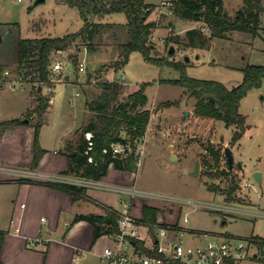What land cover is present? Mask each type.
<instances>
[{
  "label": "rangeland",
  "instance_id": "rangeland-1",
  "mask_svg": "<svg viewBox=\"0 0 264 264\" xmlns=\"http://www.w3.org/2000/svg\"><path fill=\"white\" fill-rule=\"evenodd\" d=\"M35 1L0 0V68L7 73L16 67L12 36L55 37L78 31L83 26L79 10L63 0H45L39 4ZM143 1L149 6L148 20L156 24L151 36L156 46L153 55L185 63L188 76L218 81L231 89L242 81L243 71L248 65L264 66V0L261 3L259 35L233 31L227 37L212 38L203 47H184L173 41L178 36L184 38L187 30L201 27V22L175 16L171 6L162 5L166 0ZM222 1L230 16L244 5V0ZM91 20L101 24L92 50L85 54L84 45H81V51L72 47L54 52L52 56L53 62L63 60L75 64L83 59L87 63V73L63 69L60 78L51 75L49 83L32 84L34 93L39 86H45L44 91L47 88L53 90L45 94L53 101L49 102V113L46 111L44 114L47 122L40 131L43 145L58 147L65 138L71 139L79 134L76 127L88 116L86 100L98 91L100 83L118 81L126 94L146 84L147 106L153 118L150 119L146 139L144 136L136 151L140 155L137 164L140 187L158 197L180 202L179 222L169 225L181 224L198 231L206 240L213 235L248 240L252 242L248 255L236 264H264V245L253 240L254 236L264 239V80L261 87L251 89L241 100L239 112L246 117L247 129L241 139L232 142L235 126L197 114L196 98L184 87L167 81L180 78L181 70L149 62L139 51L131 52L121 69L114 68L119 58L118 45L130 40L125 13H110ZM203 30L209 35L207 28L203 27ZM171 46L175 50L173 54L169 53ZM75 53L77 57H74ZM16 70V76L22 79ZM92 79L97 83L91 82ZM3 92L6 100L3 109L6 112L0 113L5 118L19 115L18 111L27 102L26 89L6 87ZM37 104L35 96V106L25 115L27 124L32 126L39 120L34 112ZM185 111L189 112L187 116ZM155 130L158 131L156 136ZM226 147L234 152L231 169L225 155ZM172 148H175L177 158L172 156ZM211 150L219 152V159L216 160ZM196 162L200 163V172L192 175L190 172ZM237 162L242 165L238 166ZM257 170L263 173L261 184L253 177ZM230 185L236 187L233 198L227 200L226 191ZM83 199L102 211L111 208L89 196ZM6 204L0 195L1 208ZM185 215L188 223L184 222Z\"/></svg>",
  "mask_w": 264,
  "mask_h": 264
},
{
  "label": "trees",
  "instance_id": "trees-1",
  "mask_svg": "<svg viewBox=\"0 0 264 264\" xmlns=\"http://www.w3.org/2000/svg\"><path fill=\"white\" fill-rule=\"evenodd\" d=\"M63 1L79 10L84 22L83 26L78 31L62 36L21 38L16 71L23 80L40 84L51 82L50 66L53 63L54 52L69 50L73 46L78 48L81 45H85L89 52L95 47V39L101 28L100 23L92 22L91 19L123 12L127 16L130 40L118 45L119 58L114 68L121 69L128 61L130 53L139 51L149 62L181 70L180 78L167 81L184 87L187 93L196 98L197 114L223 120L227 125L235 126L232 142L242 138L246 130V117L239 112L240 102L251 89L261 87L264 80V66L248 65L243 71L242 81L231 89L218 81L194 78L186 74L185 63L153 55L156 46L151 36L156 24L148 20L149 6L143 0ZM261 3L262 0H244L243 7L234 16H230L225 11L222 0H172L171 10L175 16L202 24L201 27L187 30L184 38L178 36L173 41L184 47H203L207 46L212 38L227 37L233 31L257 36L261 30ZM203 27L209 30V35L204 32ZM34 96L38 102L34 112L37 113L39 120L34 125L31 168L38 166L46 152L40 143V131L44 123V114L50 106V96L42 94L38 88ZM148 101L146 84L126 94L123 85L118 81L100 83L98 91L93 92L91 98L85 103L93 116L87 125L80 129L78 139L75 142H67L62 149V153L68 159V168L63 173L99 180L107 174L110 165L119 170L137 172L139 158L136 152L137 147L144 138L151 119ZM21 124L26 123L20 119L0 123L3 127ZM87 132L92 133L91 146L85 135ZM116 145H121L123 151L115 153ZM211 152L216 160L219 159V152L215 150ZM47 184L70 193L73 200L83 199L87 195L85 187L67 183L48 182ZM235 187L233 185L228 187L227 200L233 198ZM157 211V208L153 206H144L143 222L149 224L152 235L155 234L152 224L158 223ZM118 218L116 209L105 208L103 213L76 214L71 224L80 220L91 223L94 227V241H96L103 235L114 236L120 233ZM3 237L4 233L0 232V243ZM253 240L259 242L261 246L264 245V239L254 236ZM135 243L144 249V241L135 240ZM0 264H3L1 259Z\"/></svg>",
  "mask_w": 264,
  "mask_h": 264
},
{
  "label": "crops",
  "instance_id": "crops-1",
  "mask_svg": "<svg viewBox=\"0 0 264 264\" xmlns=\"http://www.w3.org/2000/svg\"><path fill=\"white\" fill-rule=\"evenodd\" d=\"M20 39L19 35L12 36L16 67L9 68V73L0 68V112H6L3 109L6 101L3 91L6 87L12 90L16 86L26 89L27 102L17 116L5 118L0 113V123L12 119L23 121L26 113L35 106L33 83L18 78L15 72L19 62ZM69 69L73 72L71 67ZM44 87H38L42 94L48 91H44ZM85 109L88 116L76 127L77 132L93 116L86 104ZM24 123L15 128L0 125V195H3L7 203L3 208L0 206V232L4 233L0 243V259L3 264H101L99 256L102 249L114 243L113 235H103L94 241V227L86 220L71 224L76 214L103 213L100 207L84 199L73 200L70 193L49 186L48 182L85 187L86 196L118 210L129 205L130 214L141 221L144 219V206L157 208L156 217L160 223L169 225L180 218V202L158 197L141 188L139 170H119L110 165L107 174L99 180L64 174L68 168V159L62 149L67 142H75L78 133L71 138L74 140L65 138L60 146L54 148L45 147L40 138L46 152L38 166L31 168L34 126ZM155 131L156 136L158 131ZM171 152L176 157L175 148ZM138 230L140 240L151 245V238L155 234L152 235L145 225L139 226ZM32 241H36L34 245H31Z\"/></svg>",
  "mask_w": 264,
  "mask_h": 264
},
{
  "label": "built area",
  "instance_id": "built-area-1",
  "mask_svg": "<svg viewBox=\"0 0 264 264\" xmlns=\"http://www.w3.org/2000/svg\"><path fill=\"white\" fill-rule=\"evenodd\" d=\"M162 5L171 6L172 0L163 1ZM73 48L76 49V46ZM81 49L82 47L77 48L79 51ZM83 52L85 54L88 52L85 45ZM75 55L77 57L76 53ZM69 67L73 72L77 71L80 74L87 73L88 68L83 59L78 60L75 64L57 60L51 64L50 70L52 75L60 78L62 70L69 71ZM91 82L97 83L96 79H92ZM47 89L48 92L52 91L51 88ZM76 95H80V93L77 92ZM50 101L52 102V99ZM85 135L91 146L92 133L87 132ZM122 151L121 145L114 147L115 153ZM138 160L140 161V155ZM188 202L192 203L191 200ZM21 206L24 207L25 204H21ZM117 213L120 233L113 236L114 243L112 245L102 249L99 256L101 264H169L172 262L180 264H231L234 262L236 264L239 260L247 257L250 243H252L248 240L224 235H213L206 240L198 231L191 230L181 224L180 226L178 224L162 225L158 222L152 224L155 235L151 238V245L145 244V251L137 246L135 240L141 239L138 227L145 225L149 228V224L133 217L130 214L129 205H124L122 209L117 210ZM184 222H189L187 215L184 217ZM35 242L32 241L31 245H34Z\"/></svg>",
  "mask_w": 264,
  "mask_h": 264
},
{
  "label": "water",
  "instance_id": "water-1",
  "mask_svg": "<svg viewBox=\"0 0 264 264\" xmlns=\"http://www.w3.org/2000/svg\"><path fill=\"white\" fill-rule=\"evenodd\" d=\"M45 0H36L35 1V4H39V3H42V2H44ZM174 47L173 46H171L170 47V50H169V53L170 54H173L174 53ZM39 89H41V88H39ZM189 114V112L188 111H185L184 112V115L185 116H187ZM24 122H28V119H24L23 120ZM225 155H226V157H227V163H228V165H229V168L231 169V168H233V165H234V154H233V150L230 148V147H226L225 148ZM237 165L238 166H241L242 164H241V162H237ZM200 172V163L199 162H196V164H195V167H194V169L191 171V174L192 175H197L198 173ZM253 177H254V179L258 182V183H262V173L260 172V171H255V172H253Z\"/></svg>",
  "mask_w": 264,
  "mask_h": 264
}]
</instances>
